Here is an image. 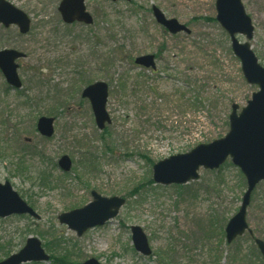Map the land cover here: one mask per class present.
<instances>
[{"label":"rangeland","instance_id":"1","mask_svg":"<svg viewBox=\"0 0 264 264\" xmlns=\"http://www.w3.org/2000/svg\"><path fill=\"white\" fill-rule=\"evenodd\" d=\"M5 1L30 17L31 28L21 34L0 24V51L26 55L18 61L21 90L0 71V183H10L41 220L0 219V261L36 237L50 256V243L60 250L51 262L27 264H264L255 244L264 241V183L248 209L255 238L247 233L230 245L224 229L247 188L231 160L218 170L202 168L199 180L182 188L153 183L158 162L224 138L232 106L246 107L259 90L243 77L216 20V0H86L91 26L66 25L61 0ZM243 3L255 27L250 43L264 66V0ZM153 7L191 33H169ZM150 54L157 56L155 73L134 62ZM98 82L109 86L111 124L104 130L82 97ZM43 116L55 118L50 139L37 131ZM65 155L73 161L66 174L57 165ZM92 191L126 204L116 218L79 237L59 217L93 202ZM132 226L147 235L151 255L135 249Z\"/></svg>","mask_w":264,"mask_h":264},{"label":"water","instance_id":"2","mask_svg":"<svg viewBox=\"0 0 264 264\" xmlns=\"http://www.w3.org/2000/svg\"><path fill=\"white\" fill-rule=\"evenodd\" d=\"M216 10L217 21L230 36L232 51L241 63L245 80L260 90L253 94L252 100L240 113H238L239 105L232 106L230 131L224 138L210 144L199 145L187 154L160 161L153 168V179L156 183L166 186L185 185L199 179L201 167L206 170H217L231 157L233 165L241 170L247 180V190L243 195L241 207L225 229L227 243L232 244L246 232L253 236V231L248 225L247 212L254 190L264 181V67L259 63L248 42L253 39L255 28L242 0H217ZM59 12L67 24L81 22L92 25L94 23L93 17L87 12L85 0H63ZM153 12L157 22L172 34L181 32L190 34V30L185 25L176 19H167L156 7ZM0 23L6 28L16 25L22 34H27L31 25L27 14L5 0H0ZM239 35L245 36L248 41L241 42ZM23 58L25 54L15 50L0 51V69L7 82L18 89L22 87V82L18 75L19 66L16 61ZM135 63L141 67L156 69L153 55L139 57ZM83 97L91 103L98 128L104 130L107 124H111L107 112L109 86L104 82L90 85L83 91ZM37 127L42 136L53 137L54 119L43 117L39 120ZM58 165L65 173L72 169V161L67 156L62 157ZM92 196L94 201L89 205L59 217L62 224L68 225L79 236L117 217L126 203L123 198H106L96 192H93ZM22 214H29L35 219H40V216L13 190L10 183L4 185L0 183V218ZM131 230L137 251L143 255H150L151 249L142 228L133 226ZM256 245L264 256V242L257 239ZM48 260L49 256L42 248L41 242L37 238H29L21 251L0 264H24ZM85 264L99 263L90 260Z\"/></svg>","mask_w":264,"mask_h":264},{"label":"trees","instance_id":"3","mask_svg":"<svg viewBox=\"0 0 264 264\" xmlns=\"http://www.w3.org/2000/svg\"><path fill=\"white\" fill-rule=\"evenodd\" d=\"M198 102H199V100H198L197 98H195V104H198ZM90 167H94V169L96 170V166H95L94 161H93V163L90 164ZM48 178H49V176H47L45 173H43V174L40 175V180H41V182H42L43 184H45V185H48V183H50V182L48 181ZM146 184H152V181H151V180L146 181L145 183H143V184H141V185H146ZM178 188H182V187H178ZM133 193H135L133 196H136V193H138V192H137V189H134V190H133ZM49 247H50V249H51L53 255H56L57 251L60 250V245H58V242H52V243H50ZM53 255H52V257H53ZM66 257H67V256H65V258H66ZM67 258H68V257H67ZM60 260H61V259H59V258L56 259V261L61 262Z\"/></svg>","mask_w":264,"mask_h":264},{"label":"flooded vegetation","instance_id":"4","mask_svg":"<svg viewBox=\"0 0 264 264\" xmlns=\"http://www.w3.org/2000/svg\"><path fill=\"white\" fill-rule=\"evenodd\" d=\"M153 73H155V71Z\"/></svg>","mask_w":264,"mask_h":264}]
</instances>
